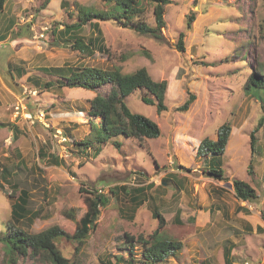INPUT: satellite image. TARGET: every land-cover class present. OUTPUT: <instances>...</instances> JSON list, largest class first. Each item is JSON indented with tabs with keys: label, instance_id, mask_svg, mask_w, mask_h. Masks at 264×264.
<instances>
[{
	"label": "rangeland",
	"instance_id": "rangeland-1",
	"mask_svg": "<svg viewBox=\"0 0 264 264\" xmlns=\"http://www.w3.org/2000/svg\"><path fill=\"white\" fill-rule=\"evenodd\" d=\"M78 6L107 8L103 0H6L0 12V237L12 223L29 233L59 225L72 234L87 197L102 192L107 202L96 230L81 245L57 241L71 260L128 264L125 232L152 239L159 229L157 239L183 242L176 256L159 264H226L228 247L233 264H264V86L246 89L253 73L264 75V0H173L160 37L100 20L106 50L90 55L61 34L78 20ZM143 6V18L155 25L153 5L144 0ZM191 12L196 19L188 27ZM91 32L89 23L81 31ZM64 65L120 67L124 73L145 67L154 79H166L163 112L142 100L150 95L146 88L125 98L132 111L160 125V136L138 140L122 133L98 150L99 127L92 123H103L89 111L101 90L44 87L52 77L43 67ZM190 93L196 98L189 109H178ZM261 119L253 152L251 133ZM225 122L232 125L225 153L214 160L198 156L201 140L216 138ZM84 140L88 147L77 143ZM219 160L226 179L207 170ZM234 178L248 181L258 197L238 199ZM21 190L39 213L32 221L12 219ZM155 210L165 218L162 228ZM134 255V264L144 263L140 244ZM21 262L53 264L44 255ZM0 264H6L1 239Z\"/></svg>",
	"mask_w": 264,
	"mask_h": 264
},
{
	"label": "trees",
	"instance_id": "trees-1",
	"mask_svg": "<svg viewBox=\"0 0 264 264\" xmlns=\"http://www.w3.org/2000/svg\"><path fill=\"white\" fill-rule=\"evenodd\" d=\"M50 0H46V3ZM107 8L94 9L78 6V20L66 24L61 34L70 36L69 43L84 54L90 55L96 50H106L105 38L100 20L114 19L124 26L133 27L142 34H153L160 37L161 28L166 25L165 7L173 0H147L153 5V14L155 17V25L148 23L144 14V0H103ZM6 7V0H0V12ZM196 19L195 12H191L188 16L187 25L191 27ZM96 20V21H94ZM90 24L92 32L89 35H83L81 31L83 26ZM67 34V35H66ZM185 33L181 32L177 48L184 50ZM5 36H2L4 39ZM66 38V41H67ZM149 56L150 54L146 52ZM263 68V67H262ZM52 79L47 81L45 88L52 87H82L87 90L100 89L91 100L90 114L100 118L98 120L103 125H98L96 121L92 123V128H98L97 141L100 150L101 144H105L112 136L125 134L131 138L142 140L143 138H156L161 134L160 125L141 113L132 111L125 103V98L139 87L146 88L150 95H143L142 100L148 104H154L158 112L168 109L165 102L168 89V81L166 79L156 80L152 77L147 68L141 67L131 73H124L120 67H112L104 69L97 66L75 67L64 65L58 67H43L42 69ZM252 86L261 88L264 86V75L253 73L249 78L246 89L252 90ZM196 96L193 93L178 109L188 110ZM100 121L98 123H100ZM263 124V119L251 133V148H256V132ZM232 132V125L229 122L223 123L217 131L216 138L205 137L201 140L198 149V156H212V160L219 158L226 151L227 144ZM88 147L90 141L84 140L77 142ZM115 145L120 147L121 142L115 141ZM57 162V160H56ZM208 172L218 179H226V170L222 167V161L219 160L218 166L211 165ZM248 172L253 173L252 162L249 165ZM234 192L238 199L244 201H253L258 197V193L248 181L243 179H233ZM84 189V187H82ZM29 193L27 190H21V194L12 203V219L21 221L22 219L34 220L39 213L32 211L28 207ZM107 199L102 192L93 193L86 199L87 211L78 222L74 233H69L59 225L50 226L43 231L29 233L23 228L10 224L8 232L1 236L4 242L6 264H24L21 262L26 256L37 257L44 255L53 264H82L77 260H71L66 257L58 246L57 241L60 238H69L78 242L80 245L96 230L98 219L101 214V207L106 205ZM159 218V228L165 226L166 221L163 215L158 211H154ZM73 218V214H69ZM180 221V220H179ZM181 223V222H180ZM159 229L156 231L152 239L146 238L144 235H135L125 232L126 241L129 242L130 260L128 264H134L135 249L141 246V253L146 264H159L169 256H176L183 248V242L172 239H157ZM157 234V235H156ZM121 260V257H119ZM224 260L226 264H233L231 248H226L224 252ZM118 263L117 261L114 264ZM142 263V264H144ZM38 264V263H35ZM141 264V263H139Z\"/></svg>",
	"mask_w": 264,
	"mask_h": 264
},
{
	"label": "built area",
	"instance_id": "built-area-1",
	"mask_svg": "<svg viewBox=\"0 0 264 264\" xmlns=\"http://www.w3.org/2000/svg\"><path fill=\"white\" fill-rule=\"evenodd\" d=\"M19 108H20V107H19V106H17V111H18V112H19Z\"/></svg>",
	"mask_w": 264,
	"mask_h": 264
}]
</instances>
